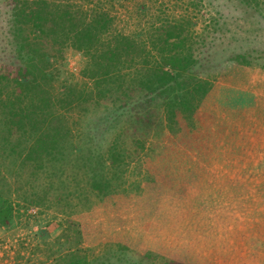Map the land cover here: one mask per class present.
I'll return each mask as SVG.
<instances>
[{"label": "trees", "instance_id": "obj_1", "mask_svg": "<svg viewBox=\"0 0 264 264\" xmlns=\"http://www.w3.org/2000/svg\"><path fill=\"white\" fill-rule=\"evenodd\" d=\"M167 1L173 2L171 13L163 18L166 9L158 5L166 0H0V182L6 181V160L14 167L29 164L21 165L34 169L29 176L53 177L47 168L62 170V150L69 144V155L83 156V165L78 159L71 168L102 180L99 172L117 159L122 124L129 129L147 101L161 92L171 95L191 78L215 80L227 64L264 72V44L249 36L238 41L240 33L264 36V0H226L234 5L229 12L223 5L217 9L214 0ZM119 10L126 15L120 17ZM125 18L141 20L127 31L116 24ZM67 48L85 56L82 77L89 84L59 81L57 64ZM82 107L85 126L76 143L69 113ZM112 128L114 141L94 145L95 136L105 139ZM11 217V203L0 195V220ZM66 226L76 224L66 220ZM78 232L51 244L56 249L50 264H186L118 243L90 259L78 248Z\"/></svg>", "mask_w": 264, "mask_h": 264}, {"label": "rangeland", "instance_id": "obj_2", "mask_svg": "<svg viewBox=\"0 0 264 264\" xmlns=\"http://www.w3.org/2000/svg\"><path fill=\"white\" fill-rule=\"evenodd\" d=\"M214 2L217 9L223 5L224 12L234 8L226 0ZM172 4L166 0L158 5L159 11L162 5L166 9L160 17L171 13L169 8ZM210 12L214 14L213 9ZM124 15L119 10V16ZM140 20L127 22L126 18L124 21L118 19L116 24L120 29L131 31L135 22ZM146 21L140 22L141 27ZM240 35V42L249 36L251 41L264 44V36L255 40L249 33ZM242 44L247 46L248 43ZM85 64L86 58L81 52L65 49L63 61L57 64L59 81L67 85L81 81L89 84L82 77ZM234 67L239 66L227 64L223 75L209 82H226L228 69ZM239 68L264 74L258 69ZM189 80L195 81L194 78ZM58 90L59 86L54 93ZM164 94L161 92L160 95ZM84 109L69 113L72 140L76 143L79 140L77 134H81L85 126ZM240 110L230 106L223 108L226 112L223 115L229 117L230 128L234 116H245L240 114ZM94 118L95 115L91 117L92 120ZM124 118L128 121L130 113ZM130 122L128 126L132 129L134 121L130 119ZM122 129L124 135L118 137L117 159L99 172L102 180L71 168L78 164V159V165L82 166L83 156L77 159L69 155L65 150L71 147L70 144L63 146L65 150H62L63 154L67 153L62 163L64 171L47 168L53 177L39 179L36 173L29 176L35 171L32 167L21 168V165L25 167L24 161L15 167L9 163L10 160L4 162L1 173L6 175V181L0 182V195L10 201L12 217L4 224L0 220V264H50V255L56 249L51 244L56 239L63 240L66 233L76 236L77 230L80 231L77 234L78 248L90 254V259L102 255L110 245L112 249L116 248L118 243L127 245L134 252L175 257V261L186 264H247L245 259L256 246L252 238L255 227L251 223L249 226L239 224L238 216L244 211L249 213L252 206L249 202L251 194L235 183L238 176L245 174L238 173L240 161L236 156L216 154L212 140H208L204 147L201 142L204 134L199 132L195 140L192 135L181 138L184 134L180 133L178 145L170 139L171 134L165 135L157 153L154 149L149 156L134 157L127 155L123 146L124 142L126 146L128 138L126 124H122ZM116 131L112 128L105 139L95 136L94 145L114 141ZM225 134V129H221L214 137L222 139ZM227 134L233 136L229 130ZM189 140H193L190 143L192 149L186 146ZM86 143L87 139L84 148ZM66 220L76 226L67 227ZM110 262L115 263L116 260L110 259Z\"/></svg>", "mask_w": 264, "mask_h": 264}, {"label": "crops", "instance_id": "obj_3", "mask_svg": "<svg viewBox=\"0 0 264 264\" xmlns=\"http://www.w3.org/2000/svg\"><path fill=\"white\" fill-rule=\"evenodd\" d=\"M226 79V82L222 80L216 84L200 79L188 80L171 95L165 93L147 101L134 128L128 129L127 143L123 146L127 155L141 158L149 156L154 149L157 153L165 135L171 134L170 139L178 145L180 133L184 134L181 138L192 135L195 140L202 132L204 147L212 140L216 154L236 156L240 161L238 173L245 174L238 176L235 183L251 194L249 202L252 206L249 213L244 211L238 216L239 224L249 226L251 223L255 227L252 238L256 244H252L256 246L245 260L247 264H264V74L234 67L228 69ZM227 106L240 108V114H245L234 116L231 128L229 117L223 115L226 113L223 108ZM221 129H225L226 134L228 130L233 132V136L214 137ZM193 140L188 141V149H192L190 143ZM124 162L126 164L127 160Z\"/></svg>", "mask_w": 264, "mask_h": 264}]
</instances>
